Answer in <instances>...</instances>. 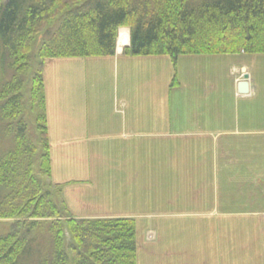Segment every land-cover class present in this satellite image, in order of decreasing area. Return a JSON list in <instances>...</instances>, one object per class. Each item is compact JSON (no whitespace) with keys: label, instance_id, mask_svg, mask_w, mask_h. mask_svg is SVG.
<instances>
[{"label":"crops","instance_id":"1","mask_svg":"<svg viewBox=\"0 0 264 264\" xmlns=\"http://www.w3.org/2000/svg\"><path fill=\"white\" fill-rule=\"evenodd\" d=\"M121 31H127L128 40L120 48ZM129 47L130 29L121 28L114 56L81 58L76 70L54 66L63 59L50 62L44 81L51 159H80L81 181L94 182L90 172L106 157L109 188L115 184L117 196L116 182L123 176L129 190L121 192L125 197L151 195L144 189L142 169L156 163L153 186L158 182L165 205L156 216L165 223L177 213L199 221L232 209L264 214V54L179 56L174 62L168 56L124 54ZM244 74L249 87L241 95ZM107 75L114 90L109 109L103 110ZM103 149L108 150L104 155ZM134 159L137 170L130 167ZM145 208L150 206L135 211L144 214ZM75 218L134 220L98 214ZM254 220L252 230L259 235L262 219ZM185 226L191 231L202 225ZM157 246H143V254L155 256ZM227 249L231 254L230 245Z\"/></svg>","mask_w":264,"mask_h":264},{"label":"trees","instance_id":"2","mask_svg":"<svg viewBox=\"0 0 264 264\" xmlns=\"http://www.w3.org/2000/svg\"><path fill=\"white\" fill-rule=\"evenodd\" d=\"M121 28L135 57L264 54V0H0V264H137L133 219L75 218L49 182L45 62L114 56Z\"/></svg>","mask_w":264,"mask_h":264},{"label":"rangeland","instance_id":"3","mask_svg":"<svg viewBox=\"0 0 264 264\" xmlns=\"http://www.w3.org/2000/svg\"><path fill=\"white\" fill-rule=\"evenodd\" d=\"M51 61L53 60L45 62L44 73H47L50 68ZM53 62H60L55 63L54 66L59 64L64 69L70 67L69 70H76L78 66H81V63H75L81 62V59H63ZM113 90L114 82L111 84V76L107 75L102 87V93L105 96L103 110L109 109L107 101ZM28 112L33 118L30 107H28ZM30 136L35 138L33 124L30 127ZM107 151L103 149L102 155ZM51 160L52 175L49 181L53 185L51 189L58 192L59 188L56 187L63 186L61 200L64 201L70 215L90 217L98 214L107 217L129 216L134 218L137 232V264H264V214L261 211L242 214L232 209L234 211L230 214L214 213L212 219L206 221H199L194 216H180L177 213L176 215L169 214L170 217H166L168 220L165 223L159 216H156L165 206L161 200L162 196L159 195L161 191L158 188V182L153 186L154 178L157 179L156 163L143 165L142 169L144 189L147 192L150 191L151 195L125 197L121 195V192L124 194L128 188L122 184L123 176L119 175L116 182L117 196L113 194L115 184L109 188L108 174L111 165L105 164L106 157H102L101 163H98L94 171L90 172L91 175L94 173L93 177H96L94 182L81 181L80 159L62 160V158L53 156ZM138 165V159H134L130 167L132 170H137ZM132 170H129L127 175L131 174ZM83 175L86 177L87 172L83 171ZM260 198L262 199V195ZM232 205L234 206L235 202ZM148 206L150 208H145L144 214L135 211ZM258 218L262 219L261 222L258 221L262 228L261 233L255 235L252 228L256 223L254 219ZM188 223L202 226L196 229L191 228L190 231L185 226ZM0 224L3 225V222L0 221ZM4 227L7 229V226ZM205 231L206 233L203 234ZM229 233H231L230 236L226 238ZM181 241L184 242L180 244ZM157 243L160 245V251L156 252L157 257L151 253L143 254V246L148 250H155L158 248ZM227 243L230 245L231 254L228 253ZM175 248H178V253ZM169 249L171 250L168 254ZM251 259L254 261L251 262Z\"/></svg>","mask_w":264,"mask_h":264},{"label":"water","instance_id":"4","mask_svg":"<svg viewBox=\"0 0 264 264\" xmlns=\"http://www.w3.org/2000/svg\"><path fill=\"white\" fill-rule=\"evenodd\" d=\"M247 80H248V75H244V81L241 83V84H239V93L241 94V95H245V94H247L248 93V83H247Z\"/></svg>","mask_w":264,"mask_h":264},{"label":"bare ground","instance_id":"5","mask_svg":"<svg viewBox=\"0 0 264 264\" xmlns=\"http://www.w3.org/2000/svg\"><path fill=\"white\" fill-rule=\"evenodd\" d=\"M127 40H128V33L127 31H121L120 34V41H119V47L121 48L122 46L127 44Z\"/></svg>","mask_w":264,"mask_h":264}]
</instances>
